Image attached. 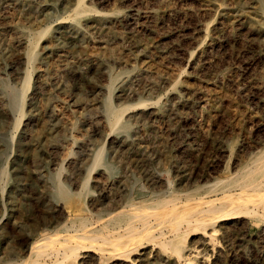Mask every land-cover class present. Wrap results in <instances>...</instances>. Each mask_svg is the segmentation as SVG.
I'll return each mask as SVG.
<instances>
[{"label":"rangeland","instance_id":"1","mask_svg":"<svg viewBox=\"0 0 264 264\" xmlns=\"http://www.w3.org/2000/svg\"><path fill=\"white\" fill-rule=\"evenodd\" d=\"M0 2V216L4 219L40 222L46 211L40 202L42 192L52 188L53 175L59 173L72 188L67 179L69 161L82 160L79 144L90 149L103 146L110 154L118 143L107 140L108 133L128 137L130 151L149 157L146 170L153 169L160 181L175 188L182 173L196 178L226 176L233 161L245 160V151L264 140V23L258 16V0H85L88 12L79 20L70 18L76 0ZM45 27L49 30L40 38L31 64L30 86L36 88H27L23 97L20 85L27 47L34 40L32 32ZM110 91L115 107H130L124 113L129 125L123 130L112 131L106 122L102 104ZM49 104L56 112L54 121ZM170 105L175 115L162 112ZM156 109L161 112L149 118L148 112ZM28 114L32 121L26 125L21 121L13 131V120ZM138 114L145 115V124H137ZM122 152L125 156L129 150ZM83 162L87 166L90 158ZM132 164L146 184L140 167ZM41 166L48 180L38 179ZM16 168L22 171L19 213L1 197V185L5 189L14 185ZM96 175L97 169L89 177L87 195L61 200L65 210H81L79 201L88 205ZM263 227L249 215L224 221L213 240L197 245L202 249L199 261L264 264ZM22 236L1 220L0 253L8 240L23 248Z\"/></svg>","mask_w":264,"mask_h":264},{"label":"bare ground","instance_id":"2","mask_svg":"<svg viewBox=\"0 0 264 264\" xmlns=\"http://www.w3.org/2000/svg\"><path fill=\"white\" fill-rule=\"evenodd\" d=\"M87 12L85 0H76L70 18L79 20ZM258 16L264 23V4L261 0H258ZM97 22L99 28L104 27L101 19ZM78 27H75L76 32H79ZM48 30L45 27L32 32L34 40L27 47L20 85L23 97L27 88H36V85L30 86L33 77L31 64L40 38ZM107 31L105 32L108 33ZM19 36L22 37L21 34ZM106 94L103 104L101 103L108 113L106 122L112 131L117 128L123 130L125 125H129L124 119V113L130 107H115L111 102V91ZM178 103L177 98L176 104ZM47 110L53 121L56 120L54 106L49 104ZM174 111L175 108L171 105L162 109L163 113L171 116L175 115ZM159 112L160 109L150 111L148 117ZM32 119L31 114L23 118L20 115L13 120L11 128L16 131L21 121L26 125ZM138 123L145 124V115L138 114ZM106 139L116 141L118 149L107 154L103 146L90 149L88 144H79L83 150L80 157L82 160L69 161L72 166L67 179L72 188L59 179V173H54L51 178L52 188L42 192L40 202L46 211L40 222H10L8 218L4 219L3 214L0 216V221L4 220L9 228L23 233L25 243L23 248L17 249L12 242L6 241L0 253V264H206L204 258L200 261L198 259L202 249L197 245L213 240L224 221L249 215L264 225V140L249 145L250 150L245 151L246 159L242 162L233 161L226 176L208 179L182 173L179 185L175 188L169 181H160L153 169L146 170L145 163L149 157L141 151H130L133 146L128 137L120 138L119 135L108 133ZM53 148H57L56 145ZM124 150H129L125 156L122 152ZM84 157L90 158L87 166L83 162ZM132 163L140 167L142 176L146 177V184L140 181L141 174L138 177L136 170L134 173ZM42 167L43 169L37 170V177L40 181H45L47 175L42 173L45 168ZM95 169L97 175L92 180L95 194L88 205L85 207L79 201L81 210H65L62 201L67 202L72 197L79 198L90 192L87 183ZM118 172L119 175L116 176ZM13 173L16 179L14 185L8 189L1 185V197L6 198L11 211L18 208L19 213L22 199L18 201L17 196L20 195L18 190L22 171L16 168ZM193 236L198 237L197 241H192Z\"/></svg>","mask_w":264,"mask_h":264}]
</instances>
